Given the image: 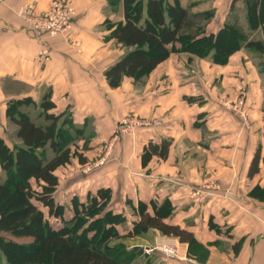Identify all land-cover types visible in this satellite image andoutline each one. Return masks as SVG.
Returning a JSON list of instances; mask_svg holds the SVG:
<instances>
[{
	"label": "crops",
	"instance_id": "crops-1",
	"mask_svg": "<svg viewBox=\"0 0 264 264\" xmlns=\"http://www.w3.org/2000/svg\"><path fill=\"white\" fill-rule=\"evenodd\" d=\"M50 1L0 0L1 132L10 123L9 98H38L51 90L55 110L68 109L84 129L78 142L87 162L73 159L74 174L70 164L61 166L69 172L67 187L81 191L74 195L84 199L89 192L110 188L109 207L127 217V226H118L123 233L139 219L140 201L148 203L151 213V201H171L174 210L165 221L193 233L197 243L149 229L124 238L128 249H139L128 264H264V55L246 46L235 48L231 41L225 63L214 62L211 54L175 51L143 80L127 76L111 87L105 71L125 47L107 39L104 21L124 19L122 0L116 6L109 0H72L76 13L69 34L37 38L17 9L33 3L42 12ZM181 3L207 32H218L226 22L250 31L245 0ZM208 11L212 16L205 20ZM253 21L258 28L251 37H264L259 16ZM74 40L81 43V52ZM44 41L51 48L46 63L36 59ZM11 84L22 87L11 90ZM127 114L156 118L160 124L114 139L118 120ZM164 139L170 141L167 158L154 155L143 166L144 146ZM259 148V171L251 176ZM167 240L176 243L178 256L144 250Z\"/></svg>",
	"mask_w": 264,
	"mask_h": 264
},
{
	"label": "trees",
	"instance_id": "trees-1",
	"mask_svg": "<svg viewBox=\"0 0 264 264\" xmlns=\"http://www.w3.org/2000/svg\"><path fill=\"white\" fill-rule=\"evenodd\" d=\"M119 0H109L116 6ZM249 30L226 22L218 32H207L205 24L193 23L181 0H122L124 19H106L110 30L107 39L115 38L125 47L124 54L106 71L111 87H118L125 77L143 80L172 52L188 51L201 57L211 54L216 63L228 59L231 41L235 48L246 46L264 55V37H251L254 15L263 24L264 0H245ZM212 13L205 12L209 20ZM264 36V35H263ZM33 97L21 95L7 100L6 113L15 126L17 142L10 144L0 130V251L9 264H128L139 249L113 244L115 240L144 235L149 229L178 237L190 245L197 243L193 233L165 221L174 208L170 200L162 204L140 201L139 219L131 229L121 233L118 226L126 220L123 212L109 207L111 189L102 187L86 198H71L73 213L65 218V204L57 199L61 166L74 158L82 164L87 157L79 151L78 139L84 129L78 127L68 109L56 111L52 91L46 90L35 114ZM36 115V116H35ZM42 117V121L38 118ZM170 141H149L141 155L143 166L154 155L167 158ZM83 148H87L85 141ZM260 148L249 168V175L259 171ZM258 187L253 190L256 193ZM52 219L61 221L55 227ZM15 237H29L18 241Z\"/></svg>",
	"mask_w": 264,
	"mask_h": 264
},
{
	"label": "built area",
	"instance_id": "built-area-1",
	"mask_svg": "<svg viewBox=\"0 0 264 264\" xmlns=\"http://www.w3.org/2000/svg\"><path fill=\"white\" fill-rule=\"evenodd\" d=\"M75 7L72 0H51L48 8L42 12L35 9L33 3L21 5L17 9V14L27 24V28L37 38L55 37L58 35H68L72 29ZM77 51L81 52V43L78 40L71 41ZM36 59L39 62L46 63L51 59V48L45 41L36 54ZM244 99L239 100V105H243ZM160 121L156 118L144 117L139 115H125L121 117L115 127L113 138L117 139L122 133H132L139 128H147L159 125ZM87 167L85 170H88ZM231 197H234L230 193ZM154 249H159L167 255L178 256V246L173 240L156 242L152 246H144L146 252H151Z\"/></svg>",
	"mask_w": 264,
	"mask_h": 264
},
{
	"label": "rangeland",
	"instance_id": "rangeland-1",
	"mask_svg": "<svg viewBox=\"0 0 264 264\" xmlns=\"http://www.w3.org/2000/svg\"><path fill=\"white\" fill-rule=\"evenodd\" d=\"M193 23L194 24L196 23L195 20L193 21ZM261 61H262V59L260 60V62ZM11 85L12 86L9 87V89H11V90H15L18 87H22L20 85H15V84H11ZM33 100L35 101V104L34 105H30L29 108H31V111L32 112H34L35 114H37V112L40 111V109H41L40 106H39L40 97L33 98ZM127 115H136V114H127ZM139 116H141V115H139ZM38 121H42V117H39L38 118ZM2 135L6 138V140L10 144H13V143L17 142V139L15 137V126L12 123H8V124H6L3 127V129H2ZM77 143H78L79 147H82L81 146L82 141H79ZM74 159H77V158H74ZM73 165L74 164H71L70 163V166H71L72 169L69 172L74 174V170H77V169L73 168ZM91 165H93V164H91ZM65 167H67V166H65ZM84 168H87V165H85ZM69 172L67 170H65L64 167H60L59 170L56 171V173L62 179V182H61L62 184H60L56 195H57V199L65 204V218H69L72 215V213H73L72 205H71V197L74 196L75 193L81 195V191L80 190H76L78 188H73L72 186H71L72 188H70V185H69V187H67L65 180L68 179ZM0 174H2L1 173V170H0ZM82 175L83 174H81L80 176H82ZM82 179H83V177L81 178V180ZM69 184H70V182H69ZM79 198L82 199L81 197H79ZM51 221H52V223H53V225L55 227H59V225L61 224V221L60 220H57V219H52ZM125 221H127V217H126V220ZM125 221L123 222L124 224H126ZM123 223H121V224H123ZM126 226L127 225H124V227H126ZM123 231H124V229L122 227V230H120V232L123 233ZM15 239L18 240V241H26V240H29V237H15ZM123 240H125V239L122 238V239L115 240L113 242V244L126 246V244H125V242ZM0 264H9L7 262L5 256H4V254L1 251H0Z\"/></svg>",
	"mask_w": 264,
	"mask_h": 264
},
{
	"label": "water",
	"instance_id": "water-1",
	"mask_svg": "<svg viewBox=\"0 0 264 264\" xmlns=\"http://www.w3.org/2000/svg\"><path fill=\"white\" fill-rule=\"evenodd\" d=\"M139 247V246H138Z\"/></svg>",
	"mask_w": 264,
	"mask_h": 264
}]
</instances>
